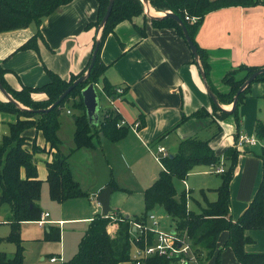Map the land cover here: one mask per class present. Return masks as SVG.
<instances>
[{"label":"crops","instance_id":"0c3cea01","mask_svg":"<svg viewBox=\"0 0 264 264\" xmlns=\"http://www.w3.org/2000/svg\"><path fill=\"white\" fill-rule=\"evenodd\" d=\"M146 12L131 21L118 23L107 36L100 54L102 63L107 67L104 78L115 89L124 90L121 99L116 100L121 103L117 108L114 106V110L130 125L123 127L127 133L117 142L111 141L104 133L97 136L98 144L103 145L101 152L109 145L110 156L107 158L105 153L104 157L107 161L106 168L109 170L111 166L112 177L114 176L111 180L109 175L106 179L102 178L103 173L100 175L102 177L99 176V172L105 169L101 162L93 159L96 157L95 153L99 152L95 141L93 147H88L91 157L85 154L89 161H94L89 180L95 188L89 195L80 188L87 194L85 197H90L89 201L96 206V211L101 210L96 213L91 211L93 205L90 203L84 207L83 215L57 218L49 214L46 219L48 223L61 226L91 222L97 214L134 218L137 215L129 216L124 206L113 202L115 194L120 192L124 198L128 196L125 195L126 192L138 190L144 203L145 190L164 171L161 162L156 160V156H161L159 148H164L169 156H175L180 143L192 138L207 142L219 157L220 163L197 165L185 180H174L183 182L184 192H188L190 210L198 212L208 201L217 200L216 190L221 185V173H217V169L222 166L226 170L225 151L230 147H236L240 151L230 183L229 216L234 222L246 211L258 190L263 177V161L259 157L263 144L258 140L255 146L239 148L236 136L246 134L256 137V124L264 117V80L252 82L249 94L238 105L239 125L236 116L231 114L233 104L219 103L224 111L231 114L223 119L213 111L214 102L208 88L213 94V89L227 93L230 87L223 81L227 72L242 65L264 66V6L227 7L210 12L204 17L195 40L210 56V71L206 79L203 77L201 60L193 55L186 39L174 28L153 26L150 15L163 17L165 13L156 11L151 5ZM97 18V0H74L59 7L38 25L31 23L27 28L0 32V65L6 71L4 77L9 86L16 90L23 86L41 87L50 81L46 69L67 80L72 75L80 74L88 66L94 43L102 34L98 27H88ZM37 34L40 37L36 41V50L19 49ZM243 76L241 74L238 78ZM102 85V82L98 83L97 90L99 87L102 91ZM32 98L42 101L47 97L39 92L32 94ZM0 100H6L1 91ZM109 106L104 110L110 109L111 105ZM199 110H205L207 115L195 117L193 114ZM102 117L103 115L99 117V121ZM17 119L16 114L0 112V141L9 133L10 125ZM135 123L140 124L136 131L131 128ZM24 136L35 139L37 146L43 149L35 153L34 158L38 178L44 185L48 176L46 162L52 161L55 149H51L43 133L34 128L27 129ZM27 147L31 149L30 140ZM71 155L69 162H72ZM116 165L118 168L123 166L127 174L118 173L119 176H116ZM71 170L75 180V171L73 172L72 167ZM22 174L24 175V171ZM77 210L78 208L75 213ZM48 223L40 226L45 227ZM51 228H59L61 232L60 227ZM48 232L50 228L45 230V240ZM246 234L254 240L246 245V251L264 253V229L248 230ZM228 239L229 232L223 231L212 259L206 264H214L217 256L220 264H240L232 248L226 246ZM78 249H66L64 244L65 257L61 253L53 254L48 261L52 257H62L67 262L66 259L72 258ZM44 260L46 258L41 257V261Z\"/></svg>","mask_w":264,"mask_h":264},{"label":"trees","instance_id":"16d2710c","mask_svg":"<svg viewBox=\"0 0 264 264\" xmlns=\"http://www.w3.org/2000/svg\"><path fill=\"white\" fill-rule=\"evenodd\" d=\"M72 1L74 0H0V32L27 28L31 23L38 25L59 7ZM97 1L98 18L88 27H99L110 2V0ZM148 2L156 11L172 12L181 18L197 47L206 77L210 71V56L206 50L198 46L195 40V35L204 17L210 12L227 7H252L259 4L264 6V0H148ZM144 6L142 0H114L111 15L102 30L97 58L88 79L75 87L58 106L48 112L37 111L49 108L74 81L84 75L92 58L80 74L72 75L68 80L46 69L50 77L48 83L37 88L23 86L20 90L9 86L4 77L6 71L0 65L2 85L15 100L30 109H22L12 101L0 100V112H9L18 116L17 121L10 125L9 133L3 136L0 141V207L8 206L10 209L11 217L8 220L10 233L6 240L14 243L16 247L11 258L6 253L0 252V264H24V245L20 236L21 225L24 222H37L43 214L39 205L43 181L38 178L36 159L34 158V154L43 151V149L37 146L35 139L31 140L24 136V132L31 128L42 132L50 148L55 149L52 161L46 162L48 171L46 182L51 199L59 203L68 199L87 196L73 178L69 162L70 154L62 153V142L57 135L65 104L67 103L68 107L70 106L79 112L74 118L76 145L74 151L82 147H93L94 138L99 133H104L113 142L119 141L126 135L127 130H124L123 127H117L122 119L117 112H111L109 116L103 114L97 126L91 125L81 92L89 84L97 85L102 82V91L105 94L109 96L115 94V88L104 78L107 67L101 61V50L107 36L114 31L115 26L122 21H131L133 18L145 14ZM186 16L195 17V22L188 21ZM151 21L153 26L157 28H174L185 38L182 27L174 19L151 18ZM142 34L146 35L145 32ZM39 37L40 34L35 35L19 49L36 50V41ZM96 43L97 41L94 43V49ZM263 67L242 65L227 72L223 81L230 87L229 92L221 93L213 89L218 102L221 105L233 104L235 96L244 82ZM241 74L244 76L239 79L238 76ZM259 80H264V73L258 76L255 81ZM250 86L251 84L239 95L235 110L231 113L236 116L238 125L240 119L237 108L249 94ZM39 92L44 93L47 98L42 101H35L32 94ZM213 111L221 119L231 115L215 104ZM193 115L204 117L207 112L199 110ZM255 132L256 138L263 144L259 155L263 161V177L253 200L237 221L234 222L229 216L230 183L234 176L240 151L236 147H230L225 151L227 168L225 172L220 174L221 185L216 190L217 200L208 201L207 205L202 207L201 212L198 213L188 208V194L185 192L178 193L174 180H185L195 166L202 164L217 165L220 163V159L207 142L195 138L187 139L180 143L179 151L175 156L168 155L161 160L164 171L144 192L145 215L142 218L119 216L118 219L111 217L112 215H95L79 243L78 252L64 264L131 262L133 259L131 247L134 224H146L145 219L149 216V212H153L157 206L162 207L167 215L178 223L174 231L187 233L192 242V247L198 255L199 264H206L212 259L218 238L223 231L229 232L226 246L232 248L240 264H264V253H249L245 249L246 245L254 242L246 234L247 231L264 229V117L256 124ZM238 138L239 135L236 136V141ZM28 140L31 141V149L27 147ZM22 171H24V175ZM111 228L113 229V237H111ZM60 237L59 228H50V232L46 234L48 241H59ZM140 239H144L147 246L152 245L155 242V233L148 228L146 235H142ZM144 243L142 241L140 246H144ZM144 264L179 263L177 259L151 256L145 259ZM214 264H220L219 256L216 257Z\"/></svg>","mask_w":264,"mask_h":264},{"label":"rangeland","instance_id":"374dc122","mask_svg":"<svg viewBox=\"0 0 264 264\" xmlns=\"http://www.w3.org/2000/svg\"><path fill=\"white\" fill-rule=\"evenodd\" d=\"M147 10V8H146ZM144 8V12L147 13ZM240 76V75H239ZM238 76V77H239ZM98 94L100 97V110H99V117L103 115V110L105 108L110 107L109 103L107 101L106 95L99 89L98 87ZM5 97V96H4ZM121 102L116 101L114 103V106L117 108L119 107ZM23 105V104H22ZM70 105V104H69ZM70 110V114H68L67 109ZM79 114L78 110H75L72 107H68V104L66 103L64 106V110L61 114L60 117V126L57 132V135L59 139L62 142V151L66 155H71V167L73 169V172L75 171V180L79 181V185L83 190L89 195L92 193V190L95 188L93 185V182L89 180L90 173L94 169V161H89L87 159L88 157H91L89 155L90 149L88 147H82L76 151V145H75V140H74V132H75V127H74V118ZM23 118V117H22ZM99 137V135H98ZM97 145L96 149L99 150V152L95 153L96 157L93 158L95 160H98L99 162L102 163L103 168L105 169L103 172H99V176L102 175L103 173V179H106L107 175H109V180H111L112 173H111V166L110 169L108 170L106 168L107 161L104 157V154L106 153L107 158L110 156L109 155V145L106 146L104 149V152H101L103 145H99L98 143V138L95 137L94 140ZM87 153V156L85 154ZM113 157V155H112ZM101 158V161H100ZM114 161V160H113ZM116 162V161H114ZM90 165V166H89ZM117 166V165H116ZM122 166V165H121ZM116 169V176H119L118 173L121 175L127 174L126 171L124 170V167L118 168V166L115 168ZM214 176V175H213ZM81 180H80V179ZM176 183V184H175ZM175 188L178 193L184 192V184L183 182H180L179 180H176L174 182ZM93 195V194H92ZM125 195H128L126 197H121L120 192L115 194L113 198V202L117 203L121 206H124L128 212L129 216L131 217H140L142 218L145 215V209H144V203H143V197L142 194L138 190H134L133 192H126ZM128 199V200H127ZM90 200V197H81V198H72L68 199L65 202L59 203L51 199L49 195V187L47 183L43 185L42 189V194L41 198L39 201V205L43 211L48 212L51 216L53 217H78V215H83L84 214V207L92 203ZM93 205V203H92ZM205 207V206H204ZM78 208L77 213H75V209ZM101 210V208H100ZM97 210V211H100ZM91 211H96V206L93 205L91 208ZM198 211V213H200ZM152 215L154 216V219H152L150 216H148L145 219L146 224H141V227H147L151 228L154 231H159V232H164V233H171L174 231L178 225L176 221H173L167 213L161 208L157 207L155 210H153ZM93 216V213L91 214ZM11 217V212L8 206H2L0 207V252H4L7 254L8 257H13L16 247L14 243L8 242L6 240V237L10 233V224L8 223L9 218ZM115 218H119L118 216H115ZM90 222H85V223H72V224H67V225H56L52 223H48L45 227H41L38 222H24L21 225V230H20V236L21 239L23 240V245H24V264H50L48 261V258L50 255H57L58 253H61L63 258L64 256V244H66V249H78V245L80 243V240L82 237L85 235L86 231L89 228ZM156 223V224H155ZM59 224V222H58ZM51 227H60L61 229V241H46L44 239V234L45 230L49 229ZM113 230V229H112ZM138 232H134L132 234V247H131V256H132V261L131 263L128 262H123L120 264H136L137 260L134 259L135 255L137 254V251H142L146 248L147 244L144 243V239L142 238V235H146V231L141 233L139 231V228L137 229ZM111 237L114 236L113 232L111 231ZM143 241L144 246H140V243ZM146 244V245H145ZM41 257H45L46 260L41 261ZM73 258V256H72ZM68 258L66 261H69ZM146 258H143L141 260V264H144ZM65 261V260H64Z\"/></svg>","mask_w":264,"mask_h":264},{"label":"built area","instance_id":"2783aa9c","mask_svg":"<svg viewBox=\"0 0 264 264\" xmlns=\"http://www.w3.org/2000/svg\"><path fill=\"white\" fill-rule=\"evenodd\" d=\"M186 19L191 22H195V17H189L186 16ZM124 90L122 88L115 89V94L113 96H109L107 94L106 98L108 103L111 105L110 109L104 110V114H107V116L110 115L111 112H116L114 109V103L116 100H120L121 96L123 95ZM109 112V113H108ZM70 113V111H68ZM139 123H135L134 126L131 128L134 129V131L139 128ZM130 126L124 119H121L119 123L117 124V127H126ZM258 143V139L253 136H248L246 134L239 135V138L236 142L237 146L239 148L247 147V146H255ZM159 153L161 156H156V160L161 162V160L168 156V154L165 152L164 148H159ZM225 172L224 168L221 166L217 169V173H223ZM188 194V192H187ZM98 205V203H97ZM47 217H49V213H43L41 215V218L39 221H37L40 225H44L48 223ZM115 217V216H111ZM152 219H154V216H150ZM156 224V223H155ZM137 229L139 228V231L143 233L148 228L147 227H141V225L134 224ZM151 229V228H150ZM144 230V231H143ZM155 233V242L152 245L146 246V248L142 251H137V254L135 255V258L137 260L136 264H141V260L143 258L151 257V256H163L168 259H177L179 264H199V258L196 254L194 248L192 247V242L187 235L186 232L180 233L176 231H172L171 233H164L159 231H154ZM51 263L59 262L60 264H64V260L62 257H52L50 259Z\"/></svg>","mask_w":264,"mask_h":264},{"label":"water","instance_id":"95a60500","mask_svg":"<svg viewBox=\"0 0 264 264\" xmlns=\"http://www.w3.org/2000/svg\"><path fill=\"white\" fill-rule=\"evenodd\" d=\"M145 8L146 5L148 4V6H150L148 0H142ZM113 5H114V0H110L109 5L107 7V11L105 16L103 17L100 25H99V30H103L105 24L107 23L112 9H113ZM150 18H171L174 19L176 22L179 23V25L182 27L183 29V33L185 36V39L193 53V55L196 57V59L199 58L198 55V51H197V47L193 41V39L191 38L186 26L184 25L183 21L181 20V18L172 13V12H167L164 14L163 17H159V16H152L150 15ZM100 39L97 40L95 49L93 51V55H92V61L91 64L87 70V72L82 75L81 77H79L76 81L73 82V84L71 86H69V88L59 97V99L57 101H55L49 108L45 109V110H38L37 112H48L50 110H52L53 108H55L56 106H58L63 100L64 98L75 88L77 87L80 83H83L84 81H86L89 77V74L95 64L96 58H97V54H98V50H99V43ZM264 73V67L259 69L257 72H254L251 76H249V78L244 82V84L241 86V88L239 89L238 93L235 96L234 102H233V108H232V112L235 109V106L238 102V98L239 95L250 85L252 84V82H254L258 76H260L261 74ZM203 77L206 79V76L203 74ZM0 91L2 92V94L5 96V99L8 101H12L14 102L18 107L25 109V110H30L29 108L25 107L24 105H22L20 102H18L17 100H15L12 95L5 89V87L2 85L1 81H0ZM208 93L210 95V97L212 98L213 102L215 105H217L221 110H223L216 98V96L212 93V91L208 88ZM81 96L83 99V103L86 109V114L89 120V123L91 125H98L99 124V110H100V97L97 91V85L95 84H89L87 87H85L82 92H81ZM224 111V110H223ZM226 112V111H225ZM149 216H152V212H149L148 214ZM133 231L136 232V227L133 228Z\"/></svg>","mask_w":264,"mask_h":264},{"label":"bare ground","instance_id":"6f19581e","mask_svg":"<svg viewBox=\"0 0 264 264\" xmlns=\"http://www.w3.org/2000/svg\"><path fill=\"white\" fill-rule=\"evenodd\" d=\"M148 7L150 8V6H148V4H147V5H146V8H148Z\"/></svg>","mask_w":264,"mask_h":264}]
</instances>
